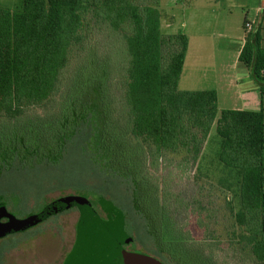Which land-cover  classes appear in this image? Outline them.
I'll return each instance as SVG.
<instances>
[{
  "label": "trees",
  "instance_id": "trees-1",
  "mask_svg": "<svg viewBox=\"0 0 264 264\" xmlns=\"http://www.w3.org/2000/svg\"><path fill=\"white\" fill-rule=\"evenodd\" d=\"M158 1L21 0L16 9L0 6V118L43 127L41 132L48 138L49 128L58 127V120L75 105L83 72L93 63L101 70L103 133L121 148L141 141L151 147L149 158L154 160L183 153L179 164L189 170L200 160L215 123L220 139L217 160L235 181L226 186L235 194L227 200V207L239 233L231 236L249 250L256 263L263 264L264 110H219L214 90H179L188 39L182 33L163 34ZM262 17L264 11L253 30L247 32L239 55L261 96ZM85 22L91 25V37L84 30ZM36 109L44 115H27ZM72 171L65 182H54L56 190L75 192L60 198L86 199L103 218L122 229L127 250L133 237L124 211L98 186L86 182L82 173ZM51 186L42 182L35 185V205L39 208L25 217L60 199L43 200ZM4 196L0 194L2 219H17L7 210ZM19 207L27 208L28 202L22 200ZM127 251L159 261L142 252Z\"/></svg>",
  "mask_w": 264,
  "mask_h": 264
},
{
  "label": "rangeland",
  "instance_id": "rangeland-1",
  "mask_svg": "<svg viewBox=\"0 0 264 264\" xmlns=\"http://www.w3.org/2000/svg\"><path fill=\"white\" fill-rule=\"evenodd\" d=\"M233 2L245 7L232 10L226 30L218 24L220 11L213 13V6H208L210 0H190L188 10L171 30L209 33L207 38L212 45L227 46L230 38H223L220 33L242 34L243 14L246 11L248 18L252 17L257 0ZM20 3L21 0H0V6L11 9ZM85 23L84 30L91 37V25ZM165 25L164 21L162 32L169 34ZM100 72L93 63L84 70L75 105L66 117L58 120V127L49 128L48 138L41 132L43 127H27L20 120L0 118V194H5L7 210L18 218L36 212L39 207L35 205V185L39 182L44 186L53 183L44 201L74 194L69 189L54 188L55 181L65 182L73 170L72 173H82L86 182L98 186L106 198L124 211L133 237L127 250L142 252L162 264H261L231 236L233 232L239 233L227 207V200L235 194L226 186L235 181L217 162V154L211 149L216 142L209 140L202 158L189 170L179 164L183 153L154 160L149 158L152 149L146 143L127 145L124 140L127 146L121 148L110 142L103 133ZM27 115L44 114L36 109ZM24 199L28 207L18 208ZM236 204L234 199L235 207ZM95 208L99 211L97 205ZM75 219L73 214L67 219L65 230L61 229L63 236L68 232L70 240ZM52 221L0 239L4 264H54L60 239L54 237V228L65 224L63 217ZM43 228L46 232L41 234Z\"/></svg>",
  "mask_w": 264,
  "mask_h": 264
},
{
  "label": "crops",
  "instance_id": "crops-1",
  "mask_svg": "<svg viewBox=\"0 0 264 264\" xmlns=\"http://www.w3.org/2000/svg\"><path fill=\"white\" fill-rule=\"evenodd\" d=\"M189 1L190 0L158 1L157 7L161 14V31L163 22L165 21L166 33H176L171 29L180 19V15L184 16L185 12L188 10L187 4ZM208 6H213V13H218L220 11L218 24H220L224 30L230 25L232 10L235 7L241 9L245 7V5L241 3L234 4L233 0H210ZM263 7V0H257L253 8L254 14L252 17L248 18V13L245 11L243 14L242 34L220 33V36L223 38H230L227 46L221 47L212 45L207 38L209 33H182L186 35L188 45L178 82L179 90H214L217 95L219 110H264V95H260L259 88L251 78L250 72L239 61V55L247 35L244 23L248 21L254 22L256 25L260 13L264 11ZM260 24L264 25V17H262ZM184 25L185 23L183 22L181 26L184 27ZM261 32L264 33V30ZM221 103L223 106L220 105ZM215 134L214 123L208 139L203 146L202 156L210 139L216 142V144L214 143V145H212L213 147H211V149L214 150L215 154L219 151L220 139Z\"/></svg>",
  "mask_w": 264,
  "mask_h": 264
},
{
  "label": "water",
  "instance_id": "water-1",
  "mask_svg": "<svg viewBox=\"0 0 264 264\" xmlns=\"http://www.w3.org/2000/svg\"><path fill=\"white\" fill-rule=\"evenodd\" d=\"M65 206L78 210L76 239L63 264H162L152 258L131 253L123 247L122 229L107 221L81 197H63L37 214L4 220L0 212V238L29 229Z\"/></svg>",
  "mask_w": 264,
  "mask_h": 264
},
{
  "label": "flooded vegetation",
  "instance_id": "flooded-vegetation-1",
  "mask_svg": "<svg viewBox=\"0 0 264 264\" xmlns=\"http://www.w3.org/2000/svg\"><path fill=\"white\" fill-rule=\"evenodd\" d=\"M65 195L67 196L69 194H62V195L58 196L57 198H60L61 196H65ZM57 198H54V199H52L50 201H53V200H55ZM73 214L76 215V219H75V223H74V226H73V237L70 240V238L68 237V232H66V234L63 236L62 232H61L62 231L61 229L62 228L63 229L66 228L67 219L71 218V216ZM60 217H63V219H64L63 223L65 224V226H57V228H54V229H57L55 231V233L57 235L54 234V237H59L60 238L58 240L59 241V246H58L57 249L55 248V254L54 255L57 256V257H55L53 259V263L54 264H63V262L65 261V259L68 257V255L70 254V252L73 249V246L75 244V239H76V224H77V220H78V210L76 208H74V206H65L59 212H57L56 214H53V215L49 216L44 221H42L41 223L37 224V225H40V224L46 223L47 221H52V220L54 221L55 219L58 220V218H60ZM37 225H35V226H37ZM35 226H33V227H35ZM33 227H31V228H33ZM47 227L49 228V226H47ZM31 228H29V229H31ZM29 229H26V230L18 232V233L25 232V231H27ZM45 232H46V230L43 228V231H42L41 234H44ZM13 234H17V233H13ZM10 235H12V234H10ZM2 238H4V237H2ZM2 238H0V239H2ZM2 252H0V264H4V256L2 255L3 254Z\"/></svg>",
  "mask_w": 264,
  "mask_h": 264
},
{
  "label": "built area",
  "instance_id": "built-area-1",
  "mask_svg": "<svg viewBox=\"0 0 264 264\" xmlns=\"http://www.w3.org/2000/svg\"><path fill=\"white\" fill-rule=\"evenodd\" d=\"M263 9H264V7H263ZM254 26H255V23L254 22H248V21H246L244 23V28H245V31L246 32H251L253 30Z\"/></svg>",
  "mask_w": 264,
  "mask_h": 264
}]
</instances>
